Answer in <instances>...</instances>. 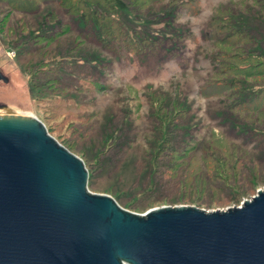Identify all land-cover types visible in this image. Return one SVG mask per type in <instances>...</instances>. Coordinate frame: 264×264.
Here are the masks:
<instances>
[{"label":"rangeland","instance_id":"obj_1","mask_svg":"<svg viewBox=\"0 0 264 264\" xmlns=\"http://www.w3.org/2000/svg\"><path fill=\"white\" fill-rule=\"evenodd\" d=\"M0 72L130 211L264 188V0H0Z\"/></svg>","mask_w":264,"mask_h":264},{"label":"water","instance_id":"obj_2","mask_svg":"<svg viewBox=\"0 0 264 264\" xmlns=\"http://www.w3.org/2000/svg\"><path fill=\"white\" fill-rule=\"evenodd\" d=\"M0 264H264V188L224 210L136 213L92 192L38 117L0 115Z\"/></svg>","mask_w":264,"mask_h":264},{"label":"bare ground","instance_id":"obj_3","mask_svg":"<svg viewBox=\"0 0 264 264\" xmlns=\"http://www.w3.org/2000/svg\"><path fill=\"white\" fill-rule=\"evenodd\" d=\"M6 110V114H1V115H19V114H14V113H12L11 111H10V108H7V109H5Z\"/></svg>","mask_w":264,"mask_h":264}]
</instances>
